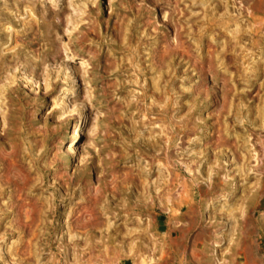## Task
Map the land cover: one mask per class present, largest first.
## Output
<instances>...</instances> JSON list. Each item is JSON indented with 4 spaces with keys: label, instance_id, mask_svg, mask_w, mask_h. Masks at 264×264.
Wrapping results in <instances>:
<instances>
[{
    "label": "rangeland",
    "instance_id": "1",
    "mask_svg": "<svg viewBox=\"0 0 264 264\" xmlns=\"http://www.w3.org/2000/svg\"><path fill=\"white\" fill-rule=\"evenodd\" d=\"M2 145L0 264H264V0H0Z\"/></svg>",
    "mask_w": 264,
    "mask_h": 264
},
{
    "label": "bare ground",
    "instance_id": "2",
    "mask_svg": "<svg viewBox=\"0 0 264 264\" xmlns=\"http://www.w3.org/2000/svg\"><path fill=\"white\" fill-rule=\"evenodd\" d=\"M75 132H76V130H75ZM77 134L78 133H76V136H77ZM75 140V139H74ZM15 141V140H14ZM13 141V142H14ZM74 143H75V141H73ZM4 144H6V143H4ZM11 144V143H10ZM71 148V147H70ZM73 148V147H72ZM10 150V149H9ZM12 150V149H11ZM10 150V151H11ZM16 150V149H15ZM14 150V151H15ZM15 153L14 152H9V153H7V151H6V149H4V146L2 145V147L0 148V162L2 163V164H4L3 165V167L5 168V170H3V172H2V175H1V177H0V194H4V192L7 190V188H10V189H12V195H13V197L16 199L15 201H16V203H17V207H18V215H19V219H18V225H20V227L21 226H23V228H24V226L25 227H31V225L33 224V226H34V223H36L37 221H38V223H39V220H37V219H35V217H33L32 215H33V213H35L36 215H37V213L39 212L40 214H41V211L42 210H38V209H36L37 208V205H36V208L34 207L33 208V210H34V212H30V208L32 207L31 205H32V203H31V205H30V203H28L29 202V200H28V198H27V196L28 195H26V191L28 190V188H29V186H30V183H31V179H30V177L29 176H26L24 173V175L22 174V172H20V171H17L18 170V165H17V161H16V159H15ZM1 166V165H0ZM2 167V166H1ZM20 169H21V165H20ZM19 169V170H20ZM22 169H24L23 167H22ZM26 173V172H25ZM32 181H33V179H32ZM72 182H73V178L71 177V178H69V181L67 182V184L69 185V186H71L72 185ZM114 184H115V188H113L114 190H116L117 189V183L114 181L113 182ZM90 184V183H89ZM112 184V183H111ZM184 185H186V184H184ZM184 185H182V187L184 186ZM4 187L6 188V189H4ZM90 187H92V186H90ZM97 187V186H96ZM184 188V187H183ZM91 189V188H90ZM95 189V188H94ZM11 191V190H10ZM91 191V190H90ZM189 191V190H188ZM89 192V191H88ZM92 192V191H91ZM93 192H96L97 194L99 193H101V188H99V189H95V191H93ZM6 193V192H5ZM180 193V192H179ZM184 193V192H183ZM10 194H11V192H10ZM65 194H66V192H65ZM87 194V193H86ZM91 194V193H90ZM93 194V193H92ZM95 194V193H94ZM185 194V193H184ZM155 195V194H154ZM179 195H181V193L179 194ZM178 195V196H179ZM100 196H102V195H100ZM180 197V196H179ZM88 198V197H87ZM189 198V197H188ZM90 199H92L91 200V202L92 201H94V203L93 204H98V199H94V198H92L91 196H90ZM183 200H184V197H183ZM90 201V200H89ZM152 201V200H151ZM12 202V201H11ZM90 202V203H91ZM187 202V201H186ZM185 202V203H186ZM190 202V201H189ZM192 203V202H191ZM93 204H90V205H93ZM207 204V203H206ZM14 205H16V204H14ZM35 206V205H34ZM79 206H80V204H79ZM10 207V206H9ZM8 207V208H9ZM84 207V206H83ZM88 207H89V204H88ZM81 208V207H80ZM189 208V207H188ZM190 208H191V206H190ZM193 208V207H192ZM205 208H208V207H205ZM184 209V208H183ZM194 209V208H193ZM75 210V209H74ZM78 210V209H77ZM82 210V209H81ZM81 210H79V211H81ZM84 211H81V212H83L82 214H78V211H77V214H78V217H76L77 218V220H76V224L75 225H77L78 226V228L80 227V229H86L87 227H89V226H91L90 225V222H91V219H92V217H94V209H92V208H87V209H83ZM190 211V210H189ZM74 212V211H73ZM76 212V211H75ZM17 214V213H16ZM32 214V215H31ZM34 214V215H35ZM96 214V213H95ZM72 217H74V215H72ZM71 217V218H72ZM95 218V217H94ZM181 218V217H180ZM17 219V218H16ZM15 219V220H16ZM42 219V218H41ZM73 219V218H72ZM14 220V221H15ZM94 220V219H93ZM92 220V221H93ZM96 220V219H95ZM95 220H94V222H95ZM195 221V220H194ZM73 222H74V220H73ZM15 223V222H14ZM17 223H15V225L17 224ZM93 223V222H92ZM74 224V223H73ZM94 225V224H93ZM96 225V224H95ZM76 226H74V228H75ZM31 229V228H30ZM79 230V229H78ZM204 231V230H203ZM213 231V230H212ZM83 233H84V231H82ZM210 232V231H209ZM214 233V232H213ZM202 234V233H201ZM216 234V233H215ZM36 234L34 233V237H36L35 236ZM217 236V235H216ZM31 237H33V236H31ZM31 240H32V238H30ZM29 239V240H30ZM89 239V238H88ZM218 243V242H217ZM29 244V243H28ZM25 245H26V241H25ZM25 247V246H24ZM27 247H29V249H30V245H28ZM95 247V246H94ZM91 248V247H90ZM22 250V249H21ZM85 251V250H84ZM87 251H89L88 249H87ZM23 252V251H22ZM26 252V251H25ZM28 252V251H27ZM83 253V252H82ZM138 253V252H137ZM149 253V252H148ZM24 254V253H23ZM139 254V253H138ZM90 255V254H89ZM88 255V256H89ZM146 255V254H145ZM148 255V254H147ZM146 255V256H147ZM107 256V255H106ZM139 256V255H138ZM143 256V257H141V263L140 264H150V263H152L153 262V259H152V257H149V256ZM90 257H92V255H90ZM83 258V257H82ZM82 258H81V260H82ZM140 259V258H139ZM84 260V259H83ZM82 260V261H83ZM89 261H91V259L89 260ZM139 263V262H138Z\"/></svg>",
    "mask_w": 264,
    "mask_h": 264
}]
</instances>
